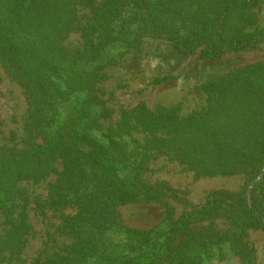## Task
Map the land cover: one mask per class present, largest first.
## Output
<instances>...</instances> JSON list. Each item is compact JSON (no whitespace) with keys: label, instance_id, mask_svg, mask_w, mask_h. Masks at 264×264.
I'll return each mask as SVG.
<instances>
[{"label":"rangeland","instance_id":"rangeland-1","mask_svg":"<svg viewBox=\"0 0 264 264\" xmlns=\"http://www.w3.org/2000/svg\"><path fill=\"white\" fill-rule=\"evenodd\" d=\"M19 1L0 0L1 15L10 14ZM237 12L247 18L235 29L237 39L245 45L231 47L216 60L199 58L198 50L178 52L165 38L143 37L132 46L108 45L104 56L109 62L87 86L76 84L81 88L73 90L72 76L64 74L69 90L64 93L63 113L71 111L78 97V107L89 109L85 119L98 117L97 123L113 128L120 122V131L133 139L131 146L141 149L149 144L154 152L145 165V181L155 188L167 184L176 194L117 206L122 227L117 232L109 229L110 238L125 236L124 227L159 237L155 257L142 258L143 264H264L261 226L236 227L239 222L229 214L173 226L174 221L188 217L191 206L206 205L218 192H229L224 199L241 208L264 202V161L260 159L264 149V39L253 41L252 37L250 43L245 42L246 37L264 31V0H249ZM32 16H20L14 25L6 20L13 28L10 37L18 43L16 48L29 46L36 53L46 52L49 42L45 38L55 30L39 25L31 29L37 24L29 23ZM62 43L73 48L82 45L84 38L71 32ZM9 56L7 45L0 47V148L21 149L27 143L24 138L30 133L35 105L29 80L33 68L29 62ZM161 78L168 79L159 82ZM43 86L50 89L49 82ZM89 93L91 97L86 99ZM162 113L170 119L162 121ZM157 121L158 125L151 124ZM55 166L63 169L58 162ZM55 178L52 174L41 182L20 184L22 199L13 215L25 213L29 226L17 241L14 261L19 264L66 253L74 242L60 225L62 215L76 213L77 205L57 210L44 202ZM4 220L0 210V232L12 236L7 232L11 226ZM126 240L122 239L121 248L130 251ZM130 252L142 254L134 249Z\"/></svg>","mask_w":264,"mask_h":264},{"label":"trees","instance_id":"trees-1","mask_svg":"<svg viewBox=\"0 0 264 264\" xmlns=\"http://www.w3.org/2000/svg\"><path fill=\"white\" fill-rule=\"evenodd\" d=\"M248 1L21 0L7 16L0 11V47L7 45L8 58H20L32 65L29 80L35 103L31 110L30 133L24 138L26 146L0 148V210L5 215L4 221L11 226L7 232L12 234L0 232V264H19L14 261L19 247L17 241L28 230L26 214L13 215L17 201L22 199L19 198L21 182H41L52 174L56 178L44 202L57 210L77 205L76 213L62 215L60 225L74 242L66 248V253L37 259L33 264H143L142 258L155 257L153 250L158 235L150 238L146 232L124 227L125 236L120 237V234L116 240L109 237L108 230L117 232L122 227L117 206L176 194L167 184L155 188L145 181V165L154 152L149 144L141 149L131 146L133 139L129 140L120 131V122L113 128L112 124L97 123L98 117L85 119L89 109L78 107V97L71 111L63 113L64 93L69 90L64 74L72 76L73 90L81 88L76 84L87 86L109 62H105L104 56L108 45L132 46L143 37L165 38L178 52L189 54L198 50L199 58L216 60L231 47L240 49L245 45L243 40L237 39L235 29L238 24L247 22V18L238 16L237 8ZM34 4H38L37 8ZM80 10L83 11L81 16ZM29 14L33 15L29 23L37 21L31 29L39 25L59 31L57 34L52 31L45 38L49 42L46 52L36 53L29 46L16 48L18 43L12 42L13 28L8 22L14 25L20 16ZM71 32L80 33L84 43L73 48L63 44ZM252 37L253 41L262 40L264 31L246 37L245 42L250 43ZM230 40L231 43H225ZM43 82H49L50 89L43 86ZM89 95L91 97L89 93L85 98ZM169 119L162 113V121ZM151 124L158 125V121ZM39 138L40 143L36 142ZM260 159L264 161V149ZM56 162L61 164L62 170H58ZM215 195L202 207L191 206L193 210L188 217L174 221L173 226L212 221L229 214L239 222L236 227L256 225L264 228V202L241 208L224 199L229 192ZM124 237L130 244L128 250L142 254L132 255L124 246L121 248Z\"/></svg>","mask_w":264,"mask_h":264}]
</instances>
